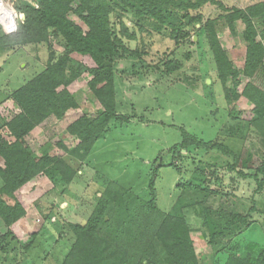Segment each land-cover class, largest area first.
Segmentation results:
<instances>
[{
	"label": "rangeland",
	"instance_id": "obj_1",
	"mask_svg": "<svg viewBox=\"0 0 264 264\" xmlns=\"http://www.w3.org/2000/svg\"><path fill=\"white\" fill-rule=\"evenodd\" d=\"M1 1L0 7L7 9L3 10L5 17L11 18L7 11L16 13V21L8 24L13 25V31L17 30L23 15L16 10V0ZM219 1L228 7L245 8L262 0ZM183 14L179 12L171 20L176 26L183 25L175 37L173 26L151 17L137 18L121 10L112 13L111 21L125 46L141 52V56H118L114 65L116 111L127 116L128 122L112 120L104 137L95 143L84 161L65 153L58 141L70 148L79 144L67 132V126L83 114L93 120L103 111L88 87L91 76L87 72L79 73L66 86L79 102L80 110H71L63 121L49 116L34 129L30 145L35 156H42L46 151L63 156L78 174L63 191L54 187L44 174L23 186L19 199L27 215L11 227L14 239L11 236L3 242L0 237L6 248L0 249V264H63L71 245L64 232L65 224L85 223L97 201V192L111 181L131 188L148 200L150 181L154 180L157 206L165 212L173 208L182 194L184 202L191 204L182 210L200 264H225L231 254L249 261L264 247V188L259 189L253 176L264 151V135L252 125V120L257 118L254 104L242 95L249 82L264 90V66L253 77L244 74L247 44L244 24L238 22L236 34H232L220 16L225 11L216 4L208 3L190 11L191 17L201 14L204 21L220 19L217 24L220 42L239 71V76L228 78L224 86L217 74L207 31L190 25V17ZM70 18L88 30L77 14L71 12ZM122 20L129 34L135 32L137 39L123 36ZM52 53L56 60L69 58L67 64L74 69L79 65H94L87 56L68 53L62 38L54 33L48 42H26L0 49V134L4 140H14L5 123L20 111L12 94L45 69ZM170 59L180 60L182 67L167 73L166 63ZM225 88L229 89V99ZM182 130L197 139L228 144L237 153V159H227L216 149L194 147L183 150L179 156ZM160 162L165 165L160 166ZM170 162L178 165L180 173ZM0 164L3 165L1 156ZM202 169L206 177L204 186L215 193L184 192L178 187L193 172ZM4 198L13 203L10 197ZM252 206L256 211L249 213L246 224L233 225L228 232L210 241L233 214H247ZM7 230L0 218V236ZM34 233L38 237H32ZM250 244H254L253 249L248 248Z\"/></svg>",
	"mask_w": 264,
	"mask_h": 264
},
{
	"label": "trees",
	"instance_id": "obj_2",
	"mask_svg": "<svg viewBox=\"0 0 264 264\" xmlns=\"http://www.w3.org/2000/svg\"><path fill=\"white\" fill-rule=\"evenodd\" d=\"M14 2L16 10L23 18L15 31L0 23V49L26 42H48L51 33L52 35L54 33L62 38L68 53L87 56L94 65L91 67L79 65L74 69L67 64L69 58L62 57L56 60L52 53L45 69L12 94L20 111L9 118L5 126L14 140H4L0 134V156L3 158V165L0 164L2 180L0 218L8 228L7 232L0 236L3 242L11 236L14 239L11 227L27 215V210L19 199L20 190L24 185L44 174L52 181L54 187H59L63 191L78 174L73 166L65 162L63 156L50 155L48 151L42 156H35L30 138L34 129L49 116L54 115L59 121H63L71 110H80L79 102L66 88L79 73L87 72L91 76L88 87L103 106V111L93 120L83 114L67 126V132L75 136L79 144L70 148L58 141L64 152L84 161L95 143L104 137L112 120L128 122L127 116L116 111L114 65L118 56L124 57L125 54L141 56V52L132 51L125 46L122 36L115 30L111 21L112 13L121 10L125 13L130 12L137 18L151 17L159 23L173 26L175 28L173 36L177 37L176 31L183 25L176 26L171 20L179 12H184L183 16L190 17V25L207 31L217 74L225 86L228 78L236 79L239 76V71L220 42L217 32L220 19L209 18L204 21L201 14L190 16V11L199 10L208 3L216 4L225 11V14L220 16L228 24L232 34H236L238 22L244 24L243 35L247 43L244 74L253 77L264 66V1L245 8L228 7L219 0ZM71 12L77 14L87 24V31L70 18ZM120 23L124 37L137 39L135 32L129 34L127 24L123 20ZM181 65L180 60L170 59L166 63V71L172 73L180 69ZM61 86L65 88L58 90ZM225 90L229 99V89ZM242 95L254 104L257 118L252 120V125L264 135V90L249 82ZM182 131L183 140L178 145L179 156H182L183 150L188 151L194 147L216 149L227 159L232 157L234 160L237 159V153L228 144L217 140L197 139L185 130ZM164 165L160 162V166ZM170 165L177 167L180 173L181 170L175 162H170ZM229 167L234 169V165ZM154 173H157V169ZM253 176L258 182L259 189H263L264 151ZM205 181V171L202 169L200 172H193L192 176L178 187H182L184 192L196 193L204 190L208 195L215 193L204 186ZM150 191L151 198L146 200L135 194L131 188H125L113 181L108 182L97 192V201L85 223L65 224L64 232L71 240V245L63 264H200L182 210L186 206H191L190 202L186 204L181 194L173 208L165 212L157 206L154 180L150 181ZM4 196L10 197L13 203H9ZM253 211H256L255 206H252L247 214H233L225 227L214 233L210 241L228 232L233 225L246 224L249 213ZM31 236L38 237V234L34 233ZM2 245L0 242V249L3 251L6 248ZM248 248L253 249L254 244H250ZM225 264H264V247L249 261L231 254Z\"/></svg>",
	"mask_w": 264,
	"mask_h": 264
},
{
	"label": "built area",
	"instance_id": "obj_3",
	"mask_svg": "<svg viewBox=\"0 0 264 264\" xmlns=\"http://www.w3.org/2000/svg\"><path fill=\"white\" fill-rule=\"evenodd\" d=\"M0 2L3 3L1 0H0ZM3 10H7V9H5L4 6H1V7H0V18H1V20H2V23H3L5 26H7V27L13 28V27H12L13 25L8 24V21H12V22H13V21H14V22L16 21V16L14 17V13H15L14 10L11 11V12H8V11H7V13H10V14H11V18H8L7 16L5 17L4 15H5L6 13L3 14V12H4ZM15 14H16V13H15ZM15 26H16V24H15Z\"/></svg>",
	"mask_w": 264,
	"mask_h": 264
},
{
	"label": "crops",
	"instance_id": "obj_4",
	"mask_svg": "<svg viewBox=\"0 0 264 264\" xmlns=\"http://www.w3.org/2000/svg\"><path fill=\"white\" fill-rule=\"evenodd\" d=\"M262 1H263V0H262ZM37 180H38V179H37V177H36V178H34L31 182H35V181H37ZM16 223H17V222H16ZM16 223L13 224V226L16 225ZM13 226H12V227H13Z\"/></svg>",
	"mask_w": 264,
	"mask_h": 264
}]
</instances>
